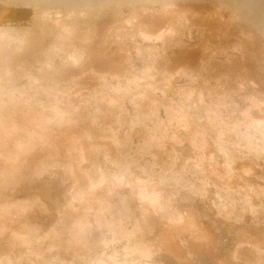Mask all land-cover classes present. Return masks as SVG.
I'll return each instance as SVG.
<instances>
[{
	"label": "rangeland",
	"instance_id": "obj_1",
	"mask_svg": "<svg viewBox=\"0 0 264 264\" xmlns=\"http://www.w3.org/2000/svg\"><path fill=\"white\" fill-rule=\"evenodd\" d=\"M12 1L15 3H13ZM12 1H10V3L12 2L13 4L16 5L8 6L10 9L9 11L11 13L16 12L18 18H21L20 20L21 22L18 21V23H16L17 29L15 30L18 31H13L15 32L13 33V36H15L14 38H16V40H14L13 43L11 42L8 43V41L7 42L4 41V44L7 47L10 46L11 50L7 51L5 53V56L3 54L4 56L2 57L3 61L0 63L1 83L10 87L19 86L20 88H24L25 90L28 91H30L29 90L31 89L30 87L33 88L35 86L36 91L34 92V96L35 97L37 96V99L36 98L35 99L37 100L36 102H38V105L41 102L38 96L40 97V95L41 96L45 95L44 97H46L49 95V93H51V95L56 94L59 92L57 91L56 87H61L64 90V92L63 91L62 92L66 95L61 93L62 97L68 100V97L71 96L72 103H70V106L72 107L81 105L82 103L83 105L87 104V101H89L91 98L90 95L88 97V94H90V92L93 93V96L95 95L96 92L103 91V92H109L110 96L114 95L115 97H119V93H121L122 91L117 92L115 90V86H117L118 84L121 90L125 89L124 90L125 93H128L127 97L124 96L125 98L124 97L120 98L121 100H119L118 102L120 103L122 102L121 104L123 105L125 104L124 105L125 110L127 112L129 110V112L128 113L125 112L124 114L123 112L125 110L122 112V110H120V106L115 105L116 107H113V109L115 111L114 118L116 120H110L109 124L107 125L105 124V127H107L105 130V134L108 132H109L108 135L110 134V131L108 130L110 129L111 125L119 126L120 129L122 128L121 129L122 131L119 134L120 137L122 136L123 138L124 136L129 135L128 137L130 140L129 144L128 142L124 141L126 143L125 144L126 146L122 145V148L125 149L121 148L120 152L117 151L115 148L111 150V148L108 147V145H105V142H109V140L111 141L112 139H109L107 137L108 140L106 141L107 138L103 137L101 139L104 140L105 138L104 140L105 142L99 141L98 139L97 140L102 143L101 146L102 149L105 148V149H110L112 151V159L109 161L110 163L107 161L105 162V160H103L104 157L101 152L99 153L98 151V154L96 153L95 154L97 155V157L99 156L98 159L100 160V162L103 160V163L101 162L103 168H106L110 171H115L118 165L121 167H123L124 165L125 169L127 170L126 175L127 176L129 175V178L127 177L119 184H117V182L115 181L112 182L113 184L116 185H114L111 188V190H116V194H113L112 196L115 197L114 198L115 201L113 199V206L117 207V209H120L119 211L116 212L115 216L119 218L118 222L122 223L121 227L124 229L126 233L128 232L127 234L129 236L125 234L123 230H120L121 227H118L120 225L115 226L114 228L116 229L106 228L104 229V233H103L104 237L106 236L105 238H103L105 239L104 241L102 238L96 237L94 238V242L92 240L90 241L91 243L89 242L90 244L86 243V247L85 244L83 245L80 244L81 245L80 248L82 249H79L80 245L78 246V248L74 247L72 251L70 250L72 254L70 251L66 252L65 249H62L63 247L60 246L61 247L60 250L59 249L60 247H58V245L52 244L54 240L52 239L51 235H49V238L42 236V239L45 240V243L43 245L37 246L36 243L33 244L34 249L36 251H39L38 253L36 252V254L35 252L27 254V252L25 251L26 245L20 247L17 246L16 248H14L13 252L12 250L9 251L11 248L9 247V245L7 246L8 241L6 242L5 239L3 240L0 239V264H10V263L30 264V261L31 264L34 263L36 264V262L37 264H104V262L106 264H264V137L258 134H253V125L255 127L260 126L263 129L264 122L262 121L263 124L262 123L260 124L258 122L253 123V120L249 122L248 120L250 118L247 117L245 110L247 106H249L250 104L249 96H251V93L253 91H251L250 86H247L245 84L242 85L243 88H239V85L235 81H233L231 84V88H232L231 97H234V99L236 100V102H234L235 104H233L232 102H229L227 106L219 104L220 106L218 105L219 107L216 106V108L218 110L220 109L221 112L220 113L221 116L219 118L223 116L220 119L221 121L219 120L212 121V119L209 120V117L211 116L208 117V114H205L208 113L206 111H209L207 110V104H206L207 83H205L206 82L204 81L205 79L203 80V78H205V74H204L205 61L200 57L198 59V62L195 63V65L197 66L195 68L191 67L193 68L192 69L193 72L189 67L188 70L190 72H188L186 69L187 67H183L181 69H175L177 66L175 63L176 59L175 61L170 60V57L172 56L171 54H173L174 51L176 52L177 50L180 49L181 42H183L184 44H192V45H195L196 43L197 44L202 43V38H201L203 33L202 28L197 27L195 25V22H191L190 19L189 21L191 22V24L189 23L188 19H186L187 20L186 23H184L183 20L172 21L167 23L168 26L173 29V31L170 32L172 34L169 33L170 35L167 34V36L164 35L163 38L162 37H160V39L158 38L159 40L158 39L154 40L155 38L148 39V37H143L142 35H138L135 28L131 27L133 29L132 30L131 28L127 27L126 29L129 31L128 32L127 30H125V28L122 29L120 27L119 29L118 28L115 29V27L113 26L119 24V21L122 20V18L124 17H128L133 21L135 20V22L137 20L139 21L140 18H143V16L141 17V13L143 12V9L146 7H151V9L153 8L161 9L163 7V3L160 0H141V1L138 0L136 3L135 0H128V1L123 0L124 2H128L127 4L123 3L122 0H120L122 1L121 4L118 3L119 1L116 2V0H110V1L102 0L103 3H100L101 6L99 5V7L95 9L90 7L92 8L90 10H89V6H86L84 8V6L82 5L78 6V8L75 7L77 9L72 8L69 10L68 8L71 7L64 6L63 3L59 1L53 2L52 0H46L47 4L46 2L44 3V1H42L41 3H34V4L31 3V7H33V9L40 10L48 6L47 9L52 11L54 15L58 13L59 15H61V18L62 17L65 18L67 16L70 17L68 20V26L70 28L69 34H71V36L75 38L77 37L78 40H84L86 42L85 46L84 47L82 46L81 48L75 46L77 43L74 45L75 46L74 48L78 56H80L79 54L80 51L82 49L84 50L85 47L86 48L92 47L91 48L92 50L99 49L98 48L99 47L98 44H99L100 46H102V48L100 47L101 49H99L101 50V52L103 51V49L104 51L106 48L109 49V52H107L108 49H106V52L108 53L107 56L111 57L115 54L117 55L119 54V56L117 55L115 56L117 60L118 58H120V60L123 61L128 59L127 62L124 63L125 64L128 63L127 64L128 67L133 66L132 68L134 69L131 70L132 68L130 67L131 68L130 70L131 72L134 71L137 72V74L135 72L133 73L135 74V76L136 75L138 76V74L140 75V78L137 77V79L132 80L129 76V71H130L128 70L129 68L127 66L124 67L125 64L123 63V61L118 60L117 62H115L116 65H119L121 67L120 63L121 64L123 63L124 69L123 68L121 70L119 69L120 70V72H118L119 74L114 75L116 78L113 77L111 73H107L108 72L107 71L106 73H104L105 75L108 76V77L106 76L107 78H105L104 80L101 77H100L101 79L100 78L97 79L96 76L99 75L95 73L91 75L90 73L92 71L90 72L89 69H87L88 70L87 75L88 74L90 75L88 78L85 77L86 74L84 75L86 81L85 82L82 81L81 83L79 82L73 83V80H71L70 77L66 76L67 75L66 73L60 75V72L59 73L54 72L56 70L53 69L51 64L50 66L48 65L49 67H46L43 73H39V71L36 69V62H38L36 61L37 58L35 57L32 58L30 57V55L31 52L35 54V52L37 51L36 50L37 47H39V45L40 46L42 45V44L34 43L38 41L36 37L39 36V33H35L36 36L33 35L34 39L30 40L27 43V45L22 44L19 46V40H18V38L26 36L27 34L26 32H28L26 28L30 27L29 23H36L35 22L36 18H34L32 14H29L28 11L24 9L26 6L24 5V3L26 2L25 0H23L24 2L22 0H12ZM205 3L206 0H182L181 3L179 4L185 9H188L189 6L191 9H193L194 6L201 7V5H204ZM53 4L56 5L53 6ZM168 4H171V2L167 3V5ZM135 7L137 9L134 10L138 12L137 14L138 16L133 17L134 18L133 19L132 16H130L129 9ZM185 9L183 11H185ZM190 12L191 11H189L188 13ZM77 14L78 15L82 14L84 15L85 18H80L79 22L78 21L72 22L73 16L74 17L78 16ZM241 20L244 21L243 19ZM47 25L48 24H46V26L43 27L45 32L47 29L51 28L50 26ZM184 25H186L187 27H185ZM108 29H110L109 30L110 34L107 36L108 39L105 37L107 40H105L103 36L98 37L100 36L98 35V33L103 34L104 31L106 30L108 31ZM120 29L122 31H120ZM187 29H189V31L191 32L190 33L186 32L188 31ZM90 32L95 33L93 34L95 36L93 40L91 35H89ZM186 33H188L189 36ZM102 38L105 40L104 44L101 41ZM174 38L175 41H173ZM164 42L166 43V45ZM14 43H17L16 47H14ZM64 43L65 42H63L62 44L67 51L74 50L72 49L73 46L72 47L68 46L67 42L66 44ZM105 43H107V47L105 46ZM177 45L179 49L177 48ZM120 46H122L123 49ZM47 47L48 46H46V49ZM104 51L102 55L105 54ZM7 53L10 57L6 55ZM175 54L176 53H174V55ZM173 56L171 57V59H173ZM87 59L81 58L79 63L80 66L77 65L79 72L81 74H84V72L87 71V70L84 71L85 69L81 71L86 66V62H88ZM21 61H23L24 63L23 62L21 63ZM170 61L172 62L171 66L175 65V67L172 66L174 68L175 73L172 70L171 77L165 76L166 78H164V75L162 76V73L165 71V64L170 63ZM83 62H85V64ZM176 62L178 63V60ZM253 62H257V60L253 59ZM61 64L63 65L64 62L62 61ZM82 64H84L83 65L84 67H82ZM263 64H264V57H263ZM147 65L149 66V68H147L146 70L145 68L148 67ZM255 66L256 69H258L257 74L261 75L260 74L261 70L259 66L257 65ZM8 70L11 73L10 72L7 73ZM144 70L145 73H147L149 76L143 73ZM52 71L54 73L55 78L57 76L60 77L63 75L64 76L61 77L62 79L57 77V79L59 80L58 81L54 79V77L52 76L53 75V73H51ZM142 73L144 74L143 76H141ZM81 74L79 76H83ZM104 74L102 73L101 75ZM108 74H111L112 78H110L111 76ZM26 75L27 76L30 75V76L27 77ZM94 75L96 76L94 77ZM29 77H31L32 80L30 79L28 81ZM35 79H37L36 82L34 81ZM60 79L62 81H60ZM116 79L120 80V82L117 81ZM129 79L130 81H128ZM81 80H83V77L81 78ZM54 81H58L56 82L58 84L54 85L56 84L54 83ZM148 82L149 84H147ZM255 86L257 87V84ZM39 87L41 88L44 87V88L43 90H41V88ZM138 87L139 89H137ZM143 88L148 90H145ZM37 89L38 90L40 89L39 90L40 92H38ZM69 91L71 92L69 93ZM87 91H88L87 94L84 93ZM77 92L79 94H81L82 92L81 96L83 97L79 99L80 95ZM200 92H201V96H203L202 98L203 100L201 99ZM142 93L144 95L146 94L149 96L156 97L155 99L157 100H155V103L158 104L152 107H154L156 110L158 108L157 111L155 109H153L154 111H151L147 109L148 106L142 107L143 105L141 106L142 108L140 107V110H137L133 106L131 102V97ZM94 98L95 97H93L92 99L94 103L91 105L92 108L90 107V105H88V108L90 107L89 110L93 113L90 114L93 120L98 118L96 117L97 115H94V111L96 108V100H94ZM203 101H205V103ZM177 102L179 103V105H177L178 104ZM180 103L181 105H184L183 106L184 109L187 112H189L190 115L193 114L192 117H195L194 118L195 120L192 123L193 125L192 126L190 125L187 128L185 125H181V123H179L178 117L175 116L174 113H172L174 109L173 111H169V108L170 109L175 108L176 105L180 106ZM67 104L66 105L64 104V106L68 107L69 103ZM171 105L172 107H170ZM45 107L48 106L45 105ZM217 109H214V112L216 111V113L218 114ZM47 111L51 113L49 109H47ZM148 111H150V113H146ZM243 113H245L246 115ZM210 114H214V113L210 112ZM119 116L120 118H118ZM206 118L208 119V121ZM117 119L120 121L118 122ZM133 119H139L141 122L140 123L132 122L131 120ZM113 122L116 124H114ZM207 122L209 123V126L211 125L210 127L207 125L208 124ZM217 122L220 124L217 125L218 124ZM131 126H134L133 128H135L136 130H138L139 128L147 129L149 136L151 135V137L154 138L152 139L150 137L149 139L146 140L145 139L146 137L143 138L144 135H142V133H137V131L135 133V130H133ZM226 126L229 127L228 131L230 130V132L228 133ZM232 126L234 127L236 126V127L234 128ZM136 127H138V129ZM189 127L190 129H188ZM232 128H234V130L236 131L234 132ZM219 130L222 131L221 135L219 133L220 132ZM223 130L225 131V133ZM200 132L202 134H199ZM230 133L234 135L232 136ZM140 135H142L141 138ZM157 139H159V141H163V144L165 143L163 148L161 147L160 150L159 147L157 149V147L153 145V142L156 143L155 141H158ZM148 140L150 141L148 142ZM200 142H204V143L202 144ZM139 146L144 147L145 149L140 148ZM168 151H171L172 153L168 154ZM99 154H101L102 156ZM125 161L127 162V164H125L126 163ZM202 163L203 165H201ZM210 165L213 166L210 167ZM232 166L234 168H232ZM228 167H229V171L231 169L230 172H232L233 174L228 172L227 169ZM50 171L45 172L46 175H43L40 178L43 180V182H41L42 180L38 181L39 179L38 177H36L35 179L39 187L38 189H40L39 198L42 201H44L47 205V208L48 207L49 208L48 209L43 208L35 214L34 213L30 214L32 222L36 221L39 227L41 226L40 227V231H42L41 233L44 234H47L50 231L51 225L55 221V218L53 217L55 212L54 209L56 208V206L60 205L59 202L57 204L55 200V197L57 196L55 195L57 194V192L58 193L61 192L60 195H62L65 186L68 187L70 183L69 175L67 173L61 174V177H57L58 175L54 171V169L53 171L52 170ZM227 172L229 173V175H226L228 174ZM132 175L140 177L147 185H150L152 183H157L159 184V186L161 185L162 188L164 187L163 188L164 193L165 191L168 190L167 195L164 194L163 196L164 198L163 201L164 203H166L165 205H168L169 207L166 206L165 209L160 210V212L154 211L155 212L154 213L153 210H149V212L148 211L146 212L147 214L145 212H144L145 214H143V208L138 207L140 206L138 195L132 193L133 179L131 180V183L130 181H128V179L132 178L130 177ZM212 178L215 180H213ZM48 185L50 188L53 187L54 189L53 188H51L52 190L49 189ZM134 186H136V183L134 184ZM230 187L233 189H231ZM25 193L27 196H29V192H25V190H23L22 193L21 192L16 193V195H20V197L22 198L26 196ZM117 193H120L122 195L121 200H117L118 198L116 196L118 195ZM169 210L171 214L169 213ZM140 211L142 212L143 215L141 214ZM38 214L41 218L37 216ZM178 216H180L183 219L180 220ZM190 223L191 225H189ZM118 230H120V232ZM118 232L120 234H118ZM113 233L116 234L114 235ZM122 233L124 235L121 236ZM165 233H167V235ZM137 242H140L142 244L145 243L144 245H148L149 247L148 252H144L143 250L141 251L139 250V248L136 249L135 243ZM62 250L66 255L63 253ZM80 250L81 253L79 254ZM73 251L75 254L73 253ZM60 252H62L63 255ZM143 252L148 255L144 254ZM14 254L15 256L13 257ZM18 254L19 257H17ZM30 254L32 255L30 256ZM33 254L34 255L38 254V255L33 256ZM6 255L8 258H11L10 263L7 260L8 258L6 259ZM71 255L74 257H72ZM99 257L101 258V260H99L100 259ZM98 261L99 262L102 261V262L98 263Z\"/></svg>",
	"mask_w": 264,
	"mask_h": 264
},
{
	"label": "bare ground",
	"instance_id": "obj_2",
	"mask_svg": "<svg viewBox=\"0 0 264 264\" xmlns=\"http://www.w3.org/2000/svg\"><path fill=\"white\" fill-rule=\"evenodd\" d=\"M10 1H12V0H0V63L3 61L2 57L5 56V53L7 51L11 50V47L10 46L7 47L4 44V41H6V42L8 41V43L9 42L13 43V41L16 40V38H14L15 36H13V33H15L13 31H18V30H15V29H17L16 23H18V21L21 22L20 21L21 18H18V15L16 12L11 13L9 11L10 9L8 6L16 5V4H13L15 2L12 1L13 3L11 2L12 3L11 4ZM25 1L26 2L24 3V5H26V6L24 9H26L29 14H32V16L34 18H36V21H35L36 23H29L30 27L26 28V30L28 31V32H26L27 33L26 36L18 38L19 46L22 44L27 45V43L30 40L34 39L33 35H35V33H39V36L36 37L38 39V41H36L34 43L35 44H42V45L41 46L39 45V47H37V49H36L37 51L36 52L34 51L35 54L33 52H31V55H30V57H32V58L33 57L37 58L36 61H38V62H36V61L35 62H36V69L39 71V73H43L45 71L46 67H49L51 64L53 69L56 70L54 72H58V73L60 72V75L66 73L67 74L66 76L70 77L71 80H73V83L74 82L81 83L82 81L85 82L86 78H88L89 75L90 74L92 75L93 73L99 75V76L94 75V77L96 76L97 79L101 77L103 80L108 77L107 75L104 74L107 71H108L107 73H111L113 75V77H115L114 75L119 74L118 72H120V70L124 66L123 63L124 62L126 63L128 59L127 60L124 59L125 61H123V60H120V58H118V60L123 61V63L122 64L120 63L121 67L119 65H116L115 62H117L118 60L116 59L115 56L117 54L114 53L115 55L111 56L112 54L110 53L111 57L107 56L108 55L107 52H109V49L106 48V49H108L107 52H106V49H105V51L103 49L105 54L102 55L103 51L101 52V50H99L102 48V46H100L99 44H98L99 47L97 46L99 49L92 50L91 49L92 47L91 48L85 47L86 49L85 48H84V50L82 49L79 53L80 56H78L74 47L75 46H78V48H81L82 46L84 47L86 42L84 40H78L77 37L75 38V37L71 36V34H69L70 28L68 26V20L70 17L67 16L65 18H63V17L61 18V15H59L58 13L57 14L60 17L57 14L54 15V13L52 11L47 9L48 6L45 7L44 9H40V10L33 9V7H31V3H33V4L34 3H41L42 1H44V3L46 2V4H47L46 0H25ZM52 1L53 2L59 1V2L63 3L64 6L71 7V8H68L69 10L72 8H75V7L78 8V6H80V5L84 6V8L86 6H89V10L92 8L95 9V8L99 7L100 3H103L102 0H52ZM117 1H119L118 3L121 4L123 0L122 1L116 0V2ZM137 1L138 0H135V3ZM139 1H141V0H139ZM160 1L163 3V7L161 9H158V8L151 9V7L144 8L143 12L141 13V17L143 16V18H140L139 21L137 20L135 22V20L133 21L132 19H130L128 17H124V18H122V20L119 21V24L113 25V26L115 27V29L116 28L119 29L121 27L122 29L125 28V30H127L126 29L127 27H129V28L132 27V28L136 29V32L138 33V35H142L143 37H148V39L155 38L154 40H156L158 38L160 39V37L163 38L164 35L167 36V34L168 35L172 34L170 32H172L173 29L171 27H169L167 24L169 22L177 21V20H181V21L183 20V22L186 23V21H187L186 19H188V21L190 19L191 22H195V25L197 27L202 28V31H203L202 37H201L202 43L198 42L199 44L196 43L195 45H192V44H184L183 42H181L180 49L178 48V45H177V48L179 50H177L176 52L174 51V53H176L175 55H174V53L171 54L172 56L174 55L173 59H171L172 56L170 55L171 56L170 60H172V61L173 60L175 61V59H176V61L178 60V63L175 61L176 65H177L175 69H181L183 67H187L186 69L188 72H190L188 70V67L189 68H191V67L195 68L197 66V65H195V63L198 62V59L200 57H201V59H203L205 61V63H204L205 78H203V80L205 79L204 81H206L205 83H207V103L206 104H207V110H209V111H206L208 113H205V114H208V117L209 116L213 117V118L209 117V120L212 119V121H215V120L221 121L220 119L223 116L221 118H219L221 116L220 115L221 112H220V109L218 110L216 108V106H218L219 104L224 105V106H227V104L229 102H232L233 104H235L234 102H236V100L234 99V97H231V95H232L231 94V90H232L231 84L233 81H235L239 85V88H243L242 85L245 84L247 86H250L251 91H253L251 93V96H249L250 104H249V106L246 105L247 108L245 109L247 117L250 118L249 120L248 119L247 120L249 122H251L253 120V123L258 122L260 124L262 123V121L264 122V98H263V96H264V64H263V57H264V0H206V3L204 5H201V7L200 6L199 7L194 6L193 9H191L190 6L188 7V9L183 8L179 4V3H181L182 0L181 1H178V0H160ZM17 2H20V1H17ZM169 2H171V4L167 5V3H169ZM2 3H4V4H2ZM123 3L127 4L128 2L123 1ZM129 3H131V2H129ZM135 3H133V4H135ZM54 5H56V4H53V6ZM140 5H141V3H140ZM22 7H23V5H22ZM67 7H65V8H67ZM90 7H92V8H90ZM141 7H142V5H141ZM77 8H75V9H77ZM86 9H88V8H86ZM134 9H137V8L135 7V8L129 9V13H130V16H132V18L135 16H138L137 15L138 12H136ZM184 9H185V11H183ZM188 10L191 12L188 13L189 12ZM186 11H187V13H186ZM22 13H24V12H22ZM80 18H85V17L82 14L75 16V17L73 16L72 22H77V21L79 22ZM241 19H243L244 21H242ZM191 22L189 21L190 24H191ZM25 24H27V23H25ZM46 24H48L47 26H50L51 28L47 29L45 32L43 27H45ZM154 24H155V26H154ZM75 25H73V26H75ZM186 25H184V26L187 27ZM198 25H200V26H198ZM46 28H48V27H46ZM109 30L110 29H108V31L107 30L104 31L103 34L98 33V35H100L98 37L103 36L104 38L105 37L107 38V36L110 34ZM187 30L188 31H186V32H189V33L191 32V31H189V29H187ZM120 31H122V30L120 29ZM131 33H132V31H131ZM133 33H135V32H133ZM93 34H95V33L94 32L89 33V35H91V37H92V40L95 37ZM186 34L188 35V33H186ZM106 38H105V40L108 39V38L107 39ZM175 38L173 41H175ZM105 40L102 38L101 41L103 42V44H104ZM59 41H61V42H59ZM173 41H171V42H173ZM63 42H65L64 44H66V42H67L68 46H71V47L73 46L72 49H74V50H71V51L68 50L67 51L62 44ZM173 43H175V42H173ZM120 44H121V42H120ZM176 44H178V43H176ZM108 45H109V43H108ZM165 45H166V43H165ZM165 45H164V48H165ZM16 46H17V43H14V47H16ZM46 46H48L47 49H46ZM105 46L107 47V43H105ZM120 47H122V46H120ZM128 47H129V45H128ZM122 49H123V47H122ZM39 52H40V55H39ZM1 54H2V56H1ZM3 54H4V56H3ZM10 54H11V52H10ZM167 54H168V52H167ZM6 55H8V53ZM117 56H119V54ZM120 57H122V56H120ZM13 58H14V56H13ZM81 58H86V59L88 58L87 59L88 62H86V66L85 67L83 66L85 64V62H83L84 64H82V67H84V68L81 70V71H83L85 69L84 71H86L87 69H89L90 72L92 71L91 73L89 72L90 74H88V75H87L88 70L86 72H84V74H81L79 72L77 65H79ZM128 58H129V56H128ZM253 59L257 60V62H253ZM26 60H28V59H26ZM62 61L64 62L63 65L61 64ZM152 61H154V60H152ZM22 62L23 61H21V63ZM157 63H158V61H157ZM171 63H172L171 61L168 64L166 63L167 65L164 63L165 64V71L163 73L161 72L162 76L164 75V78H166L165 76L171 77V75H172L171 71L172 70L175 73L174 68L172 67V66L175 67V65L171 66ZM127 64H125L124 67H126ZM255 65L259 66V68L261 70V72H260L261 75L257 74L258 69H256ZM130 67L132 68L133 66H130ZM130 67H128L129 68L128 70L131 69ZM147 68H149V66L146 67L145 69L147 70ZM133 69L134 68H132L131 70H133ZM192 69L193 68H191V71L193 72ZM131 70L129 71V76L132 80L137 79V77L140 78L139 74H138V76L137 75L135 76V74H133L134 72L137 74L136 71L131 72ZM122 71H124V70H122ZM9 72L10 71L8 70L7 73H9ZM61 72H64V73H61ZM192 72H191V74H192ZM51 73H53V71ZM102 73L104 75H101ZM143 73L145 75L149 76L147 73H145V70ZM143 73L141 74V76L144 75ZM80 74L83 76H79ZM85 74H86V76H85L86 78L84 77ZM111 74H108L111 76L110 78H112ZM204 74H203V76H204ZM28 76H30V75H28ZM52 76L54 77V73ZM56 76H57V73H56ZM63 76H61V77H63ZM0 77H1V75H0ZM57 77L61 78L60 76H57ZM57 77L56 78L54 77V79L58 80ZM82 77H83V80H81ZM117 78H119V77H117ZM30 79L32 80V78L29 77L28 81ZM61 79H60V81H62ZM34 81L36 82L37 79H35ZM58 81H54V83H56ZM88 81H90V80H88ZM117 81L120 82V80H117ZM128 81H130V79ZM139 81H141V80H139ZM31 82H30V84H31ZM52 82H53V80H52ZM57 84L58 83H56L54 85H57ZM147 84H149V82ZM254 84L255 85L257 84V87ZM118 85L115 86V90L117 92L122 91L121 93H119V97H115L114 95L110 96L109 92H103V91H98L93 96V93L89 91L90 94H88V97L90 95L91 98L89 101H87V104L83 105V103H82L81 105H77V106L72 107V106H70V103H72L71 96H69L70 98L68 97L69 101L66 98L62 97L61 93H63L64 90L61 87H56L57 91H59L56 94L51 95V93H49V95L46 97H44L45 95L44 96L40 95V97L38 96V98L41 101L40 104L38 105V102H36L37 96L36 97L34 96V92L36 91L35 86H34L35 89H34V87L33 88L30 87L31 89H29L30 91H28V90H25L24 88H20L19 86H12V87L7 86V85L1 83V80H0V239H2V240L5 239L6 242L8 241L7 246L9 245V247L11 248L9 251L12 250V252H13L14 248H16L17 246L20 247V246L26 245L25 251L27 252V254L34 253V252L36 254V252L38 253L39 251H36L34 249L33 244L36 243L37 246H41L45 243V240L42 239V236L49 238V235H51L52 239L54 240V242L52 244H56V245H58V247L61 246V247H63L62 249H65L66 252H68L70 250L72 251V249L74 247L78 248V246L80 244H82V245L85 244V247H86V243H89L92 240L94 242V238H96V237H99L102 239L105 238L106 236L104 237L103 233H104V229H106V228L116 229L114 227L118 226V225H120L118 227H121L122 223L118 222L119 218H117L115 216L116 212L119 211L120 209H117V207L113 206V199L115 197H112V196H113V194H116V190H111V188L114 185H116V184H113L112 182L115 181V182H117V184H119L123 180H125L127 177L129 178V175L128 176L126 175L127 170L125 169L124 165H123V167L118 165V167H116L117 169L116 170L114 169L115 171H110L106 168H103V166L101 165V162L103 163V160H105V162L106 161L109 162L112 159V151L111 150L113 148H115L117 151L120 152L122 145H125L126 144L125 142H128V144L130 142V140L128 138L129 135H127V136L123 135L124 136L123 138H122V136L120 137L119 134L122 131L121 130L122 128L120 129L119 126L114 125V124H116L114 122H113L114 126L111 125L110 129L109 130L107 129L108 131H110V134L108 135V133H109L108 131H107L108 133H106L107 135L105 134V130L107 128V127H105V124L106 125L109 124L110 120H116L114 118L115 111H114L113 107H116L115 105H118V106H120V110H122V112L125 110V106H124L125 104L123 105V104H121L122 102L120 103L118 101L121 100L120 98H123L124 96L127 97L128 93H125V91H124L125 89L121 90L120 86H118ZM253 86H254V88H253ZM39 88H41V87H39ZM43 88H41V90H43ZM90 88H91V86H90ZM145 88H143V89H145ZM137 89H139V87ZM234 89H236V88H234ZM39 90L37 89L38 92H40ZM45 90H46V88H45ZM49 90H51V89H49ZM145 90H148V89H145ZM70 92L71 91H69V93ZM148 92H150V91H148ZM201 92H200V96H201ZM84 93L87 94L88 91L84 92ZM81 94H82V92H81ZM81 94H79L80 95L79 99L81 97H83V96H81ZM64 95H66V94H64ZM202 95H203V93H202ZM93 97H95L94 100H96V108L94 111V115H97L96 116V117H98V118H96L97 120L92 119V116L90 114H93V113L89 110L91 105L94 104L93 100H92ZM155 98L156 97H154V96H149L146 94L144 95L142 93L139 95L137 94L136 96H132L131 102L137 110H140V107L143 105L142 107L148 106L147 109L154 111L153 109H155V108L152 106H156L158 104V103H155V100H157ZM202 98H203V96H201V99ZM156 102H158V101H156ZM203 102L205 103V101H203ZM67 103H69L70 107L64 106V104L66 105ZM44 104L48 107H45ZM73 105H75V104H73ZM88 105H90L89 108H88ZM172 105L170 107H172ZM177 105H179V103ZM177 105L175 106V108H171L172 110L169 108V111H173V109H174V111L172 113H174V115L178 117L179 123H181V125H185L186 128L190 125L192 126L193 125L192 123L195 120L194 119L195 117H192L193 114L190 115L189 112H187L184 109V107H183L184 105H181V103H180V106H177ZM47 109H49L51 113H49L47 111ZM117 109H118V107H117ZM214 109L218 110V114L216 113V111L214 112ZM157 110H158V108H157ZM245 110H244V112H245ZM116 112H118V111H116ZM125 112H127V111L125 110L123 113L125 114ZM128 112H129V110H128ZM210 112H212L214 114H210ZM146 113H150V111H148ZM243 114H245V113H243ZM118 115H119V113H118ZM170 117H171V115H170ZM118 118H120V116ZM173 118H175V117H173ZM178 119H176V120H178ZM117 121L119 122L120 120L117 119ZM131 121L136 122V123L141 122L139 119H133ZM171 121H172V118H171ZM207 121H208V119H207ZM195 122H197V121H195ZM210 123H211V121H210ZM219 124L220 123H218L217 125H219ZM48 125H49V127H48ZM207 125L209 126V123ZM202 126H200V127H202ZM131 127L133 128L134 126H131ZM204 127H206V126H204ZM232 127H234V126H232ZM136 128L138 129V127H136ZM193 128H195V127H193ZM224 128H225V126H224ZM234 128H232V129L234 130ZM179 129H181V128H179ZM188 129H190V127ZM226 129H227V133L230 132V130L228 131L229 127H227ZM133 130H135V133H136V131H137V133H142V135H144L143 138L146 137L145 138L146 140L151 137V135L149 136L148 130L145 128H139L138 130L133 128ZM213 130H215V129H213ZM195 131H196V129H195ZM235 131L236 130H234V132ZM248 131H249V129H248ZM231 132H232V130H231ZM135 133H134V135H135ZM219 133L221 135L222 131H220ZM224 133H225V131H224ZM199 134H202V133L200 132ZM253 134H258V135L264 137V128L262 129L260 126L255 127L253 125ZM142 135H140V138ZM220 135H219V137H220ZM231 135L233 136L234 134H231ZM103 137H106V138L108 137L109 139H112V140L111 141L109 140V142H105L104 141L105 138H104V140L101 139ZM137 137H139V136H137ZM245 137H247V136H245ZM108 138L106 139V141L108 140ZM237 138H239V137H237ZM97 139L99 141H104L105 145H108V147H110L111 150L105 149V148L102 149L101 148L102 143L99 142ZM157 140L159 141V139H157ZM149 141L150 140H148V142ZM158 141H155L156 143L153 142V145L155 147H157V149L159 147V150H160L161 147L163 148L165 143L163 144V141H159V142ZM200 143L203 144L204 142H200ZM148 144H150V143H148ZM140 146H143V145H140ZM140 148L145 149L144 147H140ZM122 149H125V148H122ZM98 151H99V153L101 152L103 157H104V159L101 162L98 159L99 156L97 157V155H96V154H98ZM153 153H154V150H153ZM169 153L171 154L172 152L168 151V154ZM99 155H101V154H99ZM171 156H173V155H171ZM234 157H236V156H234ZM194 163H195V161H194ZM125 164H127V162ZM201 165H203V163ZM212 166L210 165V167H212ZM232 168H234V167L232 166ZM53 169L57 173V175H58L57 177H61V174L67 173L69 175L70 183H69L68 187L65 186V189L63 190L62 195H60L61 192H59V193L57 192V194L55 193L56 194L55 196H57V197H55V200H56L57 204L59 202L60 205L56 206V208L54 209L55 212H54L53 217L55 218V221L51 225L50 231L47 234H44V233H41L42 231H40L41 226L39 227V225L36 223V221L32 222L30 214H32V213L35 214L43 208H46V209L49 208V207L47 208L46 203L39 198V195H40L39 190L40 189H38L39 187H38V184L35 181V179H36V177H38L39 178L38 181L42 180L40 178L43 175H46L45 172H49L50 170L53 171ZM227 169H228V172L231 171V169L229 171V167ZM230 173H232V172H230ZM48 174H50V173H48ZM226 175H229V173ZM226 175H225V177H226ZM130 177H132V178L128 179V181H130V183H131V180L133 179V181H132V183H133L132 193L138 195L139 201H140L139 202L140 206H138V207L143 208V214H145L147 211L149 212V210H153V212L154 211L160 212V210L165 209V207L168 206V205H165L166 203H164V201H163L164 200L163 196H164V194L167 195L168 190L165 191V193H164L163 192L164 187L162 188L161 185L159 186V184H157V183H152L150 185H147L140 177H137L134 175H132ZM184 179H185V176H184ZM213 180H215V179H213ZM152 181H154V180H152ZM157 181H158V179H157ZM208 181H209V179H208ZM41 182H43V180ZM61 182H62V180H61ZM135 183H136V186H134ZM49 185H51V184H49ZM49 185H48V187H49ZM62 185H63V183H62ZM64 185H65V183H64ZM43 187H44V185H43ZM51 188H53V187H51ZM51 188L49 187V189H51ZM188 189H191V188H188ZM231 189H233V188H231ZM23 190H25V192H29V196H27L26 193H25L26 196L22 197V198L20 197V195H16V193H19V192L22 193ZM169 191H170V189H169ZM117 194H118V195H116L118 197L117 200H121L122 195L120 193H117ZM172 195H173V193H172ZM111 197H112V199H111ZM228 197H229V195H228ZM114 201H115V199H114ZM165 201H166V199H165ZM168 209H170V208H168ZM224 209H226V208H224ZM166 211H167V208H166ZM169 213H170V210H169ZM141 214H142V212H141ZM178 214H179V212H178ZM37 216L39 218H41L39 216V214ZM169 216H171V215H169ZM180 216H182V215H180ZM180 216H178V218L180 220L183 219ZM141 220H143V219H141ZM189 225H191V223ZM117 229H119V228H117ZM120 230L124 231V229L122 227ZM120 230H118V231L120 232ZM119 232H118V234H120ZM127 233L125 232V234H127ZM165 234L167 235V233H165ZM122 235H124V234L122 233L121 236ZM117 237H119V236H117ZM104 240L105 239H103V241ZM99 241H100V239H99ZM144 244H142L140 242L135 243L136 249L139 248V250H141V251L143 250L144 252H148L149 247H148V245H144ZM61 247L59 248L60 250H61ZM80 247H81V245L79 246V249H82ZM88 249H89V247H88ZM60 253L62 254V252H60ZM63 253H64V251H63ZM73 253H74V251H73ZM80 253H81V250H80L79 254ZM71 254H72V252H71ZM144 254H146V253H144ZM31 255L32 254H30V256ZM37 255L33 254V256H37ZM76 255H77V253H76ZM146 255H148V254H146ZM14 256H15V254L13 255V257ZM83 256H84V253H83ZM17 257H19V254L17 255ZM72 257H74V256H72ZM7 258L8 257L6 255V259ZM99 258H97V259H99ZM64 259H65V257H64ZM7 260L9 261V263L11 262L10 261L11 258H8ZM99 260H101V258ZM101 262L98 261V263H101ZM30 264H31V261H30ZM36 264H37V262H36ZM104 264H106V263L104 262Z\"/></svg>",
	"mask_w": 264,
	"mask_h": 264
}]
</instances>
